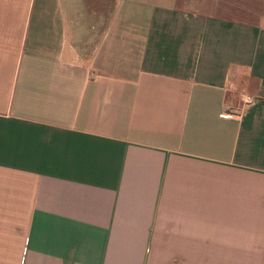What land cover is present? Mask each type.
<instances>
[{
	"label": "crops",
	"instance_id": "obj_1",
	"mask_svg": "<svg viewBox=\"0 0 264 264\" xmlns=\"http://www.w3.org/2000/svg\"><path fill=\"white\" fill-rule=\"evenodd\" d=\"M0 264H264V0H0Z\"/></svg>",
	"mask_w": 264,
	"mask_h": 264
},
{
	"label": "rangeland",
	"instance_id": "obj_2",
	"mask_svg": "<svg viewBox=\"0 0 264 264\" xmlns=\"http://www.w3.org/2000/svg\"><path fill=\"white\" fill-rule=\"evenodd\" d=\"M88 8L95 9L102 16L109 14L114 0H84Z\"/></svg>",
	"mask_w": 264,
	"mask_h": 264
},
{
	"label": "built area",
	"instance_id": "obj_3",
	"mask_svg": "<svg viewBox=\"0 0 264 264\" xmlns=\"http://www.w3.org/2000/svg\"><path fill=\"white\" fill-rule=\"evenodd\" d=\"M237 99L240 101L241 104H248L251 103L253 100V96L249 94H245L243 92L236 93ZM229 106L225 107V111L223 112L224 114L230 115V111L227 109Z\"/></svg>",
	"mask_w": 264,
	"mask_h": 264
}]
</instances>
